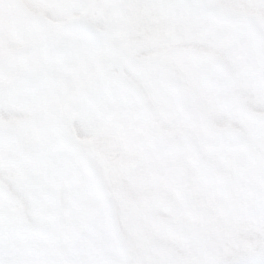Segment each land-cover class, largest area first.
<instances>
[{"label":"snow or ice","instance_id":"6c2138e0","mask_svg":"<svg viewBox=\"0 0 264 264\" xmlns=\"http://www.w3.org/2000/svg\"><path fill=\"white\" fill-rule=\"evenodd\" d=\"M0 264H264V0H0Z\"/></svg>","mask_w":264,"mask_h":264}]
</instances>
